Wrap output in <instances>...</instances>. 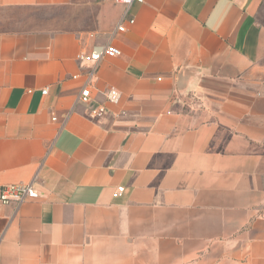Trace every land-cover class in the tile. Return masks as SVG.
Returning <instances> with one entry per match:
<instances>
[{
	"label": "crops",
	"instance_id": "obj_1",
	"mask_svg": "<svg viewBox=\"0 0 264 264\" xmlns=\"http://www.w3.org/2000/svg\"><path fill=\"white\" fill-rule=\"evenodd\" d=\"M123 13L0 0V184L40 194L0 202V264H264V0ZM109 45L79 102L77 54Z\"/></svg>",
	"mask_w": 264,
	"mask_h": 264
},
{
	"label": "built area",
	"instance_id": "obj_2",
	"mask_svg": "<svg viewBox=\"0 0 264 264\" xmlns=\"http://www.w3.org/2000/svg\"><path fill=\"white\" fill-rule=\"evenodd\" d=\"M114 3L124 5V13L120 23L118 24L116 31L125 32L127 30V23L133 25L135 23V17L131 15L130 11L134 3H142L144 0H106ZM122 51L113 45L100 46L94 50L88 52L83 51L77 54V59L82 66L88 68L87 81L82 87L81 93L78 97V101L82 103L91 102V87L92 82L97 76L99 64L104 57H115L121 55ZM48 88L43 90L44 94H47ZM122 94L117 88H110L106 92V98L109 103L118 104L121 101ZM106 112L105 106H98L92 109L91 113L95 117L102 116ZM56 119V117H54ZM124 190L121 186L118 188V192ZM39 192L35 186L34 181L27 183H8L0 184V202L4 204H14L20 206L24 202L39 197Z\"/></svg>",
	"mask_w": 264,
	"mask_h": 264
},
{
	"label": "rangeland",
	"instance_id": "obj_3",
	"mask_svg": "<svg viewBox=\"0 0 264 264\" xmlns=\"http://www.w3.org/2000/svg\"><path fill=\"white\" fill-rule=\"evenodd\" d=\"M246 90L264 91V68L252 73L251 82L246 85Z\"/></svg>",
	"mask_w": 264,
	"mask_h": 264
}]
</instances>
